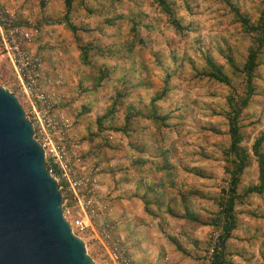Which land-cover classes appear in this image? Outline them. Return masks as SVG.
I'll return each instance as SVG.
<instances>
[{
	"label": "rangeland",
	"instance_id": "rangeland-1",
	"mask_svg": "<svg viewBox=\"0 0 264 264\" xmlns=\"http://www.w3.org/2000/svg\"><path fill=\"white\" fill-rule=\"evenodd\" d=\"M232 1L252 20L258 17L260 0ZM169 2L185 27L181 31L170 24L155 0H75L70 20L78 27L82 44L90 49L85 61L75 34L61 22L64 0H17L16 4L20 20L28 18L39 30L37 49L45 57L47 71L59 70L66 81L60 108L72 120L76 150L85 161L104 165L102 173L114 191H144L141 201L132 203L133 216L126 222L117 205L121 197L108 199L114 209L110 218L116 234L128 247L133 264H144L143 256L140 259L134 252L145 254L146 264L206 263L211 236L220 227L180 215L185 207L207 222L217 214L216 199L229 179L224 151L228 145L226 96L231 86L199 72L207 68L208 53L225 73L233 75L225 56L227 47L241 66L249 43L224 0ZM132 20L137 23L135 30ZM142 64L147 67L144 74L150 86L136 84ZM96 67L109 69V75L98 81ZM258 73L255 103L242 121L247 146L264 132V61ZM166 79L167 95L157 105L160 113L169 115L168 126L141 118L137 133L124 131L128 105L147 111L150 98ZM239 79L234 76V84ZM0 84L22 100L11 67L1 55ZM116 99L122 103H117L115 113L98 124L96 119ZM108 134L113 136L110 141ZM257 183L258 169L252 157L242 174L239 193ZM182 193L187 194L185 201ZM235 211L238 223L227 240L226 264H264V192L240 198ZM87 247L96 264H111L103 259L98 245L88 241Z\"/></svg>",
	"mask_w": 264,
	"mask_h": 264
},
{
	"label": "built area",
	"instance_id": "built-area-1",
	"mask_svg": "<svg viewBox=\"0 0 264 264\" xmlns=\"http://www.w3.org/2000/svg\"><path fill=\"white\" fill-rule=\"evenodd\" d=\"M16 4L17 0H0V55L11 67L22 100L17 97L44 149L50 174L60 189L65 187L70 193L66 196L62 192L64 217L72 232L84 242L87 252V242L91 241L111 264H133L129 249L116 234L110 218L114 212L111 201L100 194L104 165L85 161L73 145L72 120L60 108L66 96V81L59 70L47 71L45 57L37 49L39 30L28 18L20 20L21 11ZM112 138L107 135L109 141ZM219 235L215 231L211 236L205 264L211 263Z\"/></svg>",
	"mask_w": 264,
	"mask_h": 264
},
{
	"label": "water",
	"instance_id": "water-1",
	"mask_svg": "<svg viewBox=\"0 0 264 264\" xmlns=\"http://www.w3.org/2000/svg\"><path fill=\"white\" fill-rule=\"evenodd\" d=\"M18 97L0 84V264H96Z\"/></svg>",
	"mask_w": 264,
	"mask_h": 264
},
{
	"label": "trees",
	"instance_id": "trees-1",
	"mask_svg": "<svg viewBox=\"0 0 264 264\" xmlns=\"http://www.w3.org/2000/svg\"><path fill=\"white\" fill-rule=\"evenodd\" d=\"M74 1L75 0H64L65 12L61 22L67 24V26L75 34V39L78 43H80L79 48L85 61L90 49L88 45L82 44V39L77 34L78 27L70 20V14L72 12ZM111 1L113 2L115 0ZM224 1L230 7V10L233 12L236 20L239 21L244 34L249 37L244 61L241 66H238L234 61L232 49L228 46L225 56L227 62L234 71L233 75L225 73L222 65L218 64L208 53L205 55L207 68L200 71L199 74L201 76H207L215 82L231 86V90L226 96L228 109L225 112V116L227 120L226 133L228 135V145L224 151V158L227 162V173L229 175V179L227 181V187L222 189V192L216 199V205L218 206L217 214L211 217L209 222L202 219L201 215L194 213L187 207H185L184 212L180 215L181 218L197 222L201 225L212 223L216 225L215 227H220L219 240L215 245L210 264L227 263V240L231 237L233 230L237 228L238 220L235 207L239 202V199L251 193L264 192V132L256 136L251 145L247 146L245 143L247 134L243 131L244 124L242 122L243 116L248 114V109L255 103L253 98L257 95V79L259 77L258 67L264 61V0H260L258 17L254 20L242 11L235 1ZM155 2L167 15L170 24H172L176 30L181 31L185 28L181 21L176 17L173 4H171L169 0H155ZM106 21L111 23L112 19L107 18ZM132 22L133 25L131 28L135 30V24L137 23L134 20H132ZM129 51H132L131 46ZM96 68L99 71V77L97 78L98 81L102 80L110 73L109 69ZM139 71L140 78L136 84L138 86L149 85L148 81L145 79L147 78L145 77L147 74H144L147 71V67L142 64ZM234 76H238L240 78L237 81V84H234ZM167 85L168 81L166 79L163 87L157 90L150 98L148 105L149 108L147 111H144V109L141 108L135 109L134 107L132 109L131 104L128 105L125 114V124L123 126L124 131L129 132L130 135L137 133V131L141 129L139 126L141 118L149 119L161 126H168L167 120L169 115L160 113L157 105V102L167 95ZM118 96L121 97L123 95L122 93H119ZM119 102L122 103V101L116 99L107 112L96 119L98 124H100L104 118H107L115 113L117 110V103ZM134 124H136V127ZM252 157L255 159L257 164L258 183L245 187L243 192L239 193V188L242 182V174ZM61 191L66 196L70 195L65 187L64 189H61ZM181 198L185 201V199H187V194L182 193ZM173 241L177 244L176 240ZM177 246L179 247L178 244Z\"/></svg>",
	"mask_w": 264,
	"mask_h": 264
},
{
	"label": "crops",
	"instance_id": "crops-1",
	"mask_svg": "<svg viewBox=\"0 0 264 264\" xmlns=\"http://www.w3.org/2000/svg\"><path fill=\"white\" fill-rule=\"evenodd\" d=\"M106 174L104 173H101V182H100V185H99V189L100 191L102 192V194L106 197L107 196V199H112L113 198V195L114 196H120V200H118L119 202H117L118 204V207H119V210L120 212V215H121V219H124L123 221L126 222V221H129L131 219V217L133 216L132 215V208H131V205L132 203L136 200V199H139L141 201L142 199V196L144 194V191L143 193H139L138 189H132L133 191V196H131L132 194H127V193H123V191H114V188H113V185L111 183V180H109V178L107 176H105ZM127 190V192H129L131 189L129 188H125ZM129 195V196H128ZM141 198V199H140ZM113 201H116L115 199ZM134 204V203H133ZM143 207V204L141 205V208ZM123 214V215H122ZM135 254H137V256L141 259V256H143V263L146 264L147 263V259L145 257V254L143 255H140L139 253H136L134 252ZM146 262V263H145Z\"/></svg>",
	"mask_w": 264,
	"mask_h": 264
}]
</instances>
